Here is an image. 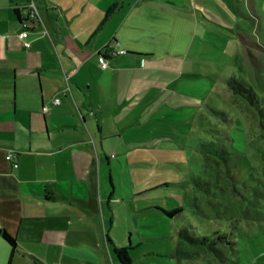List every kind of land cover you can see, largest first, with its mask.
<instances>
[{
  "label": "crops",
  "instance_id": "obj_1",
  "mask_svg": "<svg viewBox=\"0 0 264 264\" xmlns=\"http://www.w3.org/2000/svg\"><path fill=\"white\" fill-rule=\"evenodd\" d=\"M35 2L40 19L29 29L27 48L15 10L26 18L28 0H0V229L18 245L13 251L0 235V264L96 261L118 170L107 140L151 141L162 108L183 102L179 93L193 84L181 80L185 59L200 31L186 11L196 2ZM258 16L262 23L264 14ZM240 37L243 43L250 38ZM121 50L126 53L111 54ZM105 52L103 69L99 55ZM12 151L14 163L7 160Z\"/></svg>",
  "mask_w": 264,
  "mask_h": 264
},
{
  "label": "rangeland",
  "instance_id": "obj_2",
  "mask_svg": "<svg viewBox=\"0 0 264 264\" xmlns=\"http://www.w3.org/2000/svg\"><path fill=\"white\" fill-rule=\"evenodd\" d=\"M195 2L186 13L196 16L200 31L181 80L191 81L201 95L190 89L179 93L178 105L167 102L164 119L153 122L151 141L107 140L114 144L109 155L118 170L113 199L105 202L103 245L94 251L96 261L76 264H121L108 237L128 248L130 264H264V119L236 101L226 84L247 79L264 97V67L255 64L264 63L257 44H264V21L250 17L264 14V0ZM240 35L250 38L243 43ZM218 138L234 153L229 165H208L200 151L201 143ZM175 208L183 212L173 218L163 212ZM182 229L196 236L226 235L234 250L225 251L224 262L212 254L179 260L174 253Z\"/></svg>",
  "mask_w": 264,
  "mask_h": 264
},
{
  "label": "trees",
  "instance_id": "obj_3",
  "mask_svg": "<svg viewBox=\"0 0 264 264\" xmlns=\"http://www.w3.org/2000/svg\"><path fill=\"white\" fill-rule=\"evenodd\" d=\"M118 4H113L106 12L104 20L101 24L103 26L110 16L117 10ZM17 17L21 19L19 10H15ZM253 22H259L258 15H250ZM258 46L264 49V44L257 43ZM107 57V52L104 53ZM226 84L233 94V97L238 102H244L247 107L252 110L255 116L262 120L264 119V97H261L255 87L247 79L231 78L226 80ZM218 115H224L223 112L215 111ZM200 151L204 154L208 165H229V161L232 160L233 152L227 144L221 139L211 140L209 142H203L200 145ZM168 218H173L183 212L181 208H175L172 210H163ZM0 235L11 245L12 250L15 251L18 247L15 239L4 230L0 229ZM194 232H190L188 229H182L178 232V243L174 256L179 260H190L201 258L206 254H212L217 261L224 262L227 260L225 257V251L234 250L233 241L229 240L226 235L215 234L214 236H196ZM108 241H111L108 238ZM118 260L121 264H130L128 257V248H118L115 250Z\"/></svg>",
  "mask_w": 264,
  "mask_h": 264
},
{
  "label": "built area",
  "instance_id": "obj_4",
  "mask_svg": "<svg viewBox=\"0 0 264 264\" xmlns=\"http://www.w3.org/2000/svg\"><path fill=\"white\" fill-rule=\"evenodd\" d=\"M27 8H28V14L26 16V18H24L21 22L22 24V32L20 34V37L25 40V47L29 48L31 47V43L29 41H26V39L29 36V29L31 26L35 25V23H37L40 19V12H39V8L35 2V0H28L27 3ZM126 51L125 50H121V51H112V55H121V54H125ZM99 63L101 64L103 69L107 68V57L104 54H100L99 55ZM54 102L56 104H60L61 103V99L55 98ZM48 111V107H43V112L46 113ZM93 114V113H91ZM17 158V153L16 152H10L7 155V160L10 161L11 163H14L15 160Z\"/></svg>",
  "mask_w": 264,
  "mask_h": 264
}]
</instances>
